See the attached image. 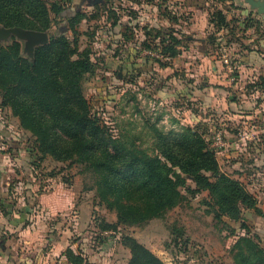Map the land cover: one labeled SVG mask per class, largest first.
<instances>
[{
  "label": "rangeland",
  "instance_id": "obj_1",
  "mask_svg": "<svg viewBox=\"0 0 264 264\" xmlns=\"http://www.w3.org/2000/svg\"><path fill=\"white\" fill-rule=\"evenodd\" d=\"M45 1L48 4L64 3L65 16L75 12L83 16L73 30H67L65 18L62 21L57 19L47 34L49 37L51 33L65 28L63 34L71 44H75L78 52L88 53L94 71L84 75L81 82L82 95L91 115L109 136L128 147L141 149L148 155L155 156L158 154L155 131L172 135L188 128L196 131L206 142L210 141V135L215 129H221L227 136L237 134L241 125L237 127L228 124L223 113H220L222 104L229 103V95L234 96V92L229 89V95L223 93L218 97L215 93L208 97L201 91L202 95L198 98L199 90L216 86L209 83V75L198 73L196 67L198 61L203 62L198 53H204L206 49L210 53L214 47L206 46V49H202L198 47L199 42L192 44L184 39L180 48L181 56L177 59L166 57L159 40L154 38L156 30L144 33L149 25L138 19L144 18L149 12L145 2L140 4L144 0L137 2V7L130 4V0H103L102 4L86 0ZM207 1L210 12L215 6L226 10L229 8V11L236 9L233 5L222 4L224 0ZM114 22L121 24V27L113 29ZM234 26L232 40L243 38L246 32L240 29V22ZM256 30L255 35H264V28L261 26L256 27ZM190 31L191 27L183 29V36L196 37L198 31ZM204 34L209 39L215 36V31L207 29ZM13 41L20 44L22 56L29 57L24 51V42L15 36L0 40V45L6 47ZM228 47L230 46H223L222 50ZM233 48L231 47V51ZM148 51L158 56H150L146 53ZM181 52L186 53L183 55ZM73 58L77 56L74 55ZM230 59L233 66L232 56ZM142 60L152 62V68L156 70L152 73L131 70L134 62ZM154 86H158L156 90L159 92L170 94L169 99H161ZM218 90L212 89V93ZM3 103L0 91V161L5 164V168H9L10 187L14 188L13 184L17 182L21 184L18 191L25 196L29 216L32 215L33 208H36L34 214L40 217L44 215L47 202L40 201L42 196H67L70 203L58 207L57 215L49 218L50 222H59L61 228L67 226L69 229H76L78 233L73 232L71 240L81 238L85 250L99 253L97 256L100 258L97 257L95 264H128L131 255L121 243L124 236L135 238L163 264H232L229 249L245 232L239 229L238 224L214 218L207 190L192 195L186 187L180 188L182 201L161 217L139 225L120 224L116 211L98 197L95 175L83 163L56 160L49 154L40 153L36 136L23 128L11 106ZM4 134L12 136L9 143ZM224 140L227 142L226 148L221 153L213 152L218 170L240 182L255 198L256 207L264 212V170L246 165L242 168L243 164L263 154L258 151L248 156L243 146L242 150L239 149L240 142L232 143L231 147V142L225 135ZM14 150L19 158L13 155ZM232 152L235 154L228 157V153ZM21 164H25V167ZM186 184L191 189L196 187L191 179ZM13 193L15 196L16 192ZM37 197L39 203L36 201ZM241 210L244 224L252 233L264 229L263 217L254 216L244 207ZM76 224L77 228H74ZM104 224H114L117 229L103 230ZM49 234L57 236L54 231L46 232L45 237Z\"/></svg>",
  "mask_w": 264,
  "mask_h": 264
},
{
  "label": "trees",
  "instance_id": "obj_2",
  "mask_svg": "<svg viewBox=\"0 0 264 264\" xmlns=\"http://www.w3.org/2000/svg\"><path fill=\"white\" fill-rule=\"evenodd\" d=\"M64 5L45 0H0V26L47 33L57 19L65 18L67 30H73L83 16L76 12L65 16ZM208 22L215 30L228 26L219 9L209 12ZM112 25L113 29L121 27L115 22ZM64 29L51 33L48 44L35 48L31 58L22 56L16 41L0 45L3 104L10 105L20 125L36 136L38 151L56 160L83 163L96 177L98 197L116 211L120 224L139 225L161 217L182 201L180 188L186 187L192 195L207 190L214 218L238 224L245 232L229 249L232 264H264V229L253 234L244 224L241 209L263 218L264 212L240 182L218 170L209 141L188 128L172 135L155 131L158 154L150 156L109 136L91 115L82 95V79L93 73L94 65L86 51L80 53L71 44ZM173 33L159 29L154 36L169 58L177 56L176 47L182 43ZM209 39L214 43L216 38ZM188 179L195 189L187 186ZM102 229L117 228L104 224ZM121 243L130 252L128 264H163L135 238L124 236ZM64 256L70 264H89L70 249Z\"/></svg>",
  "mask_w": 264,
  "mask_h": 264
},
{
  "label": "crops",
  "instance_id": "obj_3",
  "mask_svg": "<svg viewBox=\"0 0 264 264\" xmlns=\"http://www.w3.org/2000/svg\"><path fill=\"white\" fill-rule=\"evenodd\" d=\"M139 1L141 0H130V4L137 7ZM143 2L149 9L144 18H138L149 25L144 33L161 29L166 34L169 30H174L173 34L181 40L185 39V42L194 44L197 41L199 42L198 47L202 49H206V46L214 47L212 51H209L210 53H207V49L204 50V53H198V57H202L203 62L199 63L198 61L196 67H198V73L204 72L209 75V83L216 86L199 90L198 98L202 95L201 91L206 93L208 97L215 93L219 97L223 93H228L230 89L235 94L233 96L228 93L229 103L222 104L220 110L226 122L237 127L241 125L238 130L251 131L261 127L264 124V35L260 36L254 33H257L256 27L264 28V15H258L255 10H251L244 0H224L222 4L233 5L236 9L229 11V8L226 10L223 7L215 6L213 9L221 10L228 23L226 28L215 30L208 22L210 6L207 0H150V2L144 0L140 4ZM237 22H240V29L242 32H246V35L243 38L232 40L231 34H233L234 25ZM189 27H191L190 32L198 31L196 37L183 36V29L187 30ZM207 29L215 31L214 43H210V39L205 37L204 31ZM182 46L181 43L176 47L178 52L176 59L181 56L180 48ZM223 46L230 47L222 50ZM231 47H234L232 51ZM224 52L229 57L232 56L233 66L224 65L222 60ZM185 53L181 52L183 55ZM152 67V62L142 60L134 62L131 70L152 73L156 70ZM231 77L233 81H231ZM160 83L162 82L160 81ZM167 83L172 82L168 81ZM216 88L219 90L212 93V89L215 90ZM156 94L161 99H169L170 97V94L167 95V93L159 92V90H156ZM210 103L213 101L210 100ZM216 104L214 103V105ZM4 137L9 143L12 136L4 134ZM228 140L233 147L232 143L237 142V136H229ZM245 144L243 149L246 155L250 156V154L258 153V151L263 155L255 158V160L251 159L247 164H243L242 168L246 165L249 168L252 166L264 170V138L245 142ZM242 146L243 144L239 148L237 144L235 145L236 149L239 148L240 150H242ZM12 148L14 147L12 146ZM234 154V152L228 153V157H232ZM13 155L16 158L20 157L16 150H14ZM24 165L21 164L25 167ZM230 166L234 167L233 165ZM5 167V164L0 161V264H70L64 256V251L67 249L72 250L76 255H80L89 263L95 264L97 257L100 258L97 256L99 253L85 250L81 238L76 241L71 240L72 233H78L76 229L72 230L67 226L61 228L59 222H50L57 215L58 207L70 203L68 197L56 196V194L44 195L40 199V201L47 202L44 215L40 217V215L34 214L36 208H33L32 215L29 216L27 214L29 210H26L25 196L18 191L21 184L17 182L13 184L14 188L10 187L8 181L10 172L9 168ZM13 191L16 192V197ZM37 198L36 201L39 203V197ZM77 224L74 228H77ZM54 231L57 236L49 234L47 238L45 237L46 232ZM101 253L103 254V252Z\"/></svg>",
  "mask_w": 264,
  "mask_h": 264
},
{
  "label": "water",
  "instance_id": "obj_4",
  "mask_svg": "<svg viewBox=\"0 0 264 264\" xmlns=\"http://www.w3.org/2000/svg\"><path fill=\"white\" fill-rule=\"evenodd\" d=\"M251 10H255L258 15H264V0H244ZM10 36L24 42V51L29 57L33 56V51L39 46L46 45L49 41L46 32H36L32 30H24L18 27L5 28L0 26V40H6Z\"/></svg>",
  "mask_w": 264,
  "mask_h": 264
},
{
  "label": "built area",
  "instance_id": "obj_5",
  "mask_svg": "<svg viewBox=\"0 0 264 264\" xmlns=\"http://www.w3.org/2000/svg\"><path fill=\"white\" fill-rule=\"evenodd\" d=\"M150 56H158L154 54L151 51L146 52ZM222 60L223 63L230 67V57L227 53L222 54ZM231 81H233V78H230ZM237 141L238 142H252L260 140L261 138H264V124L251 131H245V130H239L236 134ZM227 142L224 140V133L221 131V129H215L211 133L210 141H209V148L216 153H221L224 148H226ZM61 264V263H59Z\"/></svg>",
  "mask_w": 264,
  "mask_h": 264
},
{
  "label": "flooded vegetation",
  "instance_id": "obj_6",
  "mask_svg": "<svg viewBox=\"0 0 264 264\" xmlns=\"http://www.w3.org/2000/svg\"><path fill=\"white\" fill-rule=\"evenodd\" d=\"M86 1H87V2H91V3H92V2H94V1H96V0H86Z\"/></svg>",
  "mask_w": 264,
  "mask_h": 264
}]
</instances>
